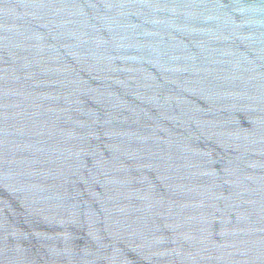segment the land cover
Instances as JSON below:
<instances>
[{
    "label": "water",
    "instance_id": "obj_1",
    "mask_svg": "<svg viewBox=\"0 0 264 264\" xmlns=\"http://www.w3.org/2000/svg\"><path fill=\"white\" fill-rule=\"evenodd\" d=\"M0 264H264V0H0Z\"/></svg>",
    "mask_w": 264,
    "mask_h": 264
}]
</instances>
